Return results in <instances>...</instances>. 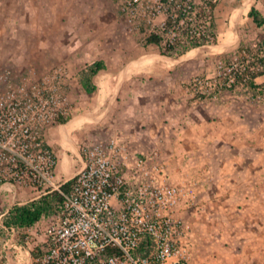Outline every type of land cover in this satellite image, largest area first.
I'll return each instance as SVG.
<instances>
[{
    "label": "built area",
    "instance_id": "2783aa9c",
    "mask_svg": "<svg viewBox=\"0 0 264 264\" xmlns=\"http://www.w3.org/2000/svg\"><path fill=\"white\" fill-rule=\"evenodd\" d=\"M222 0H121L120 14L144 40L164 56L211 48L218 40L215 10ZM71 79L63 63L17 77L0 70V192L27 189L35 198L50 190L62 202L46 218L42 240L23 227L5 226L0 210V261L17 248L30 264H190L194 255L193 225L187 214L199 198L183 182L169 180L157 150L132 151L118 136L99 140L83 151V164L68 190L56 176L59 159L47 144L48 131L72 114ZM194 102L230 94L247 102L264 99V40L244 46L234 56L216 61L213 70L180 83ZM24 233V232H23ZM151 248L136 251L145 238ZM1 264V262H0Z\"/></svg>",
    "mask_w": 264,
    "mask_h": 264
},
{
    "label": "rangeland",
    "instance_id": "374dc122",
    "mask_svg": "<svg viewBox=\"0 0 264 264\" xmlns=\"http://www.w3.org/2000/svg\"><path fill=\"white\" fill-rule=\"evenodd\" d=\"M258 1L264 15V0ZM120 3L0 0V70L10 67L21 77L31 67L42 71L65 64L71 75L67 94L72 114L67 121L87 116L79 154L115 135L132 151L157 150L169 180L185 183L199 198V208L187 214L193 225L191 264H254L256 253L249 251V244L240 248L249 236L236 232L239 209L247 206L251 195H264V186L249 183L255 178L264 182V171L257 177L252 172L264 166V99L247 102L225 94L214 101L194 102L179 86L192 75L211 72L219 58L254 47L264 39V27L259 29L250 20L236 33V41L224 48L217 41L211 48L187 51L192 66L176 77L160 74L152 63L138 66L142 53L159 51L130 29ZM99 59L112 74L96 77L97 90L87 93L78 73ZM126 71L129 74L122 76ZM80 121L73 120L69 127ZM244 213L249 217L248 210ZM249 227L246 219L240 229Z\"/></svg>",
    "mask_w": 264,
    "mask_h": 264
},
{
    "label": "crops",
    "instance_id": "0c3cea01",
    "mask_svg": "<svg viewBox=\"0 0 264 264\" xmlns=\"http://www.w3.org/2000/svg\"><path fill=\"white\" fill-rule=\"evenodd\" d=\"M258 0H222L218 3L215 10V26L218 33V43L223 46L231 44V42L236 41V33L242 27V24L249 22L251 19L248 16V12L252 6L256 7L260 12L262 10L259 6H262ZM264 17V15H262ZM252 21V20H251ZM250 21V22H251ZM264 24L259 29L263 28ZM264 40V39H263ZM152 45V44H151ZM224 49H221V52ZM186 52L185 54L177 56H164L160 53L150 49L148 52H144L139 56L138 66L145 67L148 64H153L152 66L160 73L170 72L174 73L176 77H179L182 73H185L191 65V56ZM103 72V73H102ZM112 73L108 70H101L96 77H106ZM129 74L122 73V76ZM97 85V82L95 80ZM86 115L73 116L65 123H60L52 127L47 134L46 142L56 153L59 162L56 169V176L59 181L63 184L68 180H72L77 170L83 164V158L79 154V140L85 135V125L87 123ZM81 121L74 127H69V124L73 120ZM257 135V134H256ZM136 152V151H135ZM142 153V152H138ZM259 171H264V166L261 165L259 169H254L252 172L257 177ZM255 188H261L264 186V182L258 183V178L255 180H250L249 182ZM34 199L32 193L27 189H12L11 191H1L0 192V210L8 211V209L15 203H25ZM247 206L240 208V218L239 230L236 232L239 236L248 235L249 239L244 241L242 250H245L246 244H249V251L255 252L256 259L254 264H264V195H251L248 199ZM1 204H5L2 207ZM248 210L249 214L244 215L245 211ZM248 219L250 221L249 229L244 231L240 229L242 223ZM244 220V221H243ZM46 224V218L42 217L34 225L29 227H23L20 237L17 242H20L25 234V232L30 233L33 239L42 240L43 236L39 233L38 229L43 228ZM24 232V233H23ZM18 256L23 260H15L12 251L5 253V259H2L1 264H30L31 260L25 250L17 248ZM191 264V263H190Z\"/></svg>",
    "mask_w": 264,
    "mask_h": 264
},
{
    "label": "trees",
    "instance_id": "16d2710c",
    "mask_svg": "<svg viewBox=\"0 0 264 264\" xmlns=\"http://www.w3.org/2000/svg\"><path fill=\"white\" fill-rule=\"evenodd\" d=\"M248 16L255 24L256 27H261L264 24V17L256 7L252 6L248 12ZM149 44L155 42L154 37L147 39ZM106 69L105 62L102 59L95 60L78 73L79 81L83 89L87 93H92L97 90L95 83V76L101 70ZM67 120L61 119V123H65ZM72 180L64 182L60 189L62 191L68 190ZM62 194L58 190H50L47 193L41 195L38 198L32 199L25 203H15L6 212L3 223L5 226L15 227H29L34 225L42 217L51 216L57 207L62 202ZM151 248V241L147 237L139 245L136 253L142 254L147 252Z\"/></svg>",
    "mask_w": 264,
    "mask_h": 264
}]
</instances>
